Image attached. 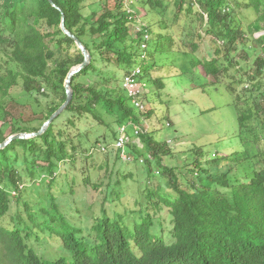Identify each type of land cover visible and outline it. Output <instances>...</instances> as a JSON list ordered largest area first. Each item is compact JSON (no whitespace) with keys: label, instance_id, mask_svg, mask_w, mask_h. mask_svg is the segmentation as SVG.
<instances>
[{"label":"trees","instance_id":"1","mask_svg":"<svg viewBox=\"0 0 264 264\" xmlns=\"http://www.w3.org/2000/svg\"><path fill=\"white\" fill-rule=\"evenodd\" d=\"M51 1L52 4L49 0H0V60L12 62L17 69H4L0 64V144L18 134L37 133L66 99L65 79L71 69L83 63V56L74 41L62 32V18L66 30L89 53L90 62L72 77L71 102L41 135L13 140L0 149V220L8 215L12 201L19 203L26 195H22L26 184L45 183L50 189L58 167L64 166V172L67 167L74 168L78 152L84 153L87 160L94 152L106 154V164L112 161V166L116 163L113 157L130 164L127 161L133 152V160L140 161L146 169L145 177L154 170L148 171L152 165L161 170L165 189L146 187L144 196H140L142 200L135 199L133 207L120 204L118 198L110 200L104 196L101 214L90 217L92 224L85 229L66 226L60 217L57 222L61 231L49 229L48 238L61 246L64 255L51 260L39 254L41 239L34 236L37 234L34 229L47 227L54 219L46 218L28 227L23 214L27 215L30 199L24 200L23 214L13 215L6 225L0 222V264H264V150L257 147L253 153L252 147L257 139L264 142V92L260 89L264 36L251 39L257 46L248 45L249 39L239 35L233 17L221 11L224 0H203L206 33L218 49L211 59L198 62L199 65L215 81L232 68L241 69L246 78L242 85L247 93L237 92L235 83L227 86L237 114L236 137L243 149L219 158L222 165L214 161L212 167L227 168L225 172L211 176L207 169L185 166L191 178L184 180L177 168L161 164L168 152L162 151L159 142L145 130L144 119L150 116V109L138 112L122 89L123 77L132 69L140 67V82L141 78L147 82L144 75L152 69L151 64L145 65L147 50L141 59L142 33L133 40L132 20L124 8V0H105L103 8L87 14L83 10L90 0ZM153 1L157 7L163 5L161 0ZM249 1L257 12L261 2ZM263 19L264 11L250 24V29L260 30L257 22ZM238 37L245 54L250 49L256 54L253 64L246 69L233 59ZM163 41V45L156 42L153 53L163 51L169 36H164ZM71 49L75 52L68 56L66 51ZM152 56L149 55L148 61H153ZM139 60L142 63L136 66ZM52 61L56 63L54 78L48 74ZM109 65L115 66L119 77L117 73L103 71ZM19 82L22 94L17 97L12 90ZM119 82L123 94L117 91ZM156 83L161 90L162 83ZM43 84L61 90L62 94H57V104L38 112L32 102L41 95ZM15 108H24L30 114L13 112ZM100 126L104 132L93 134L91 139L90 133ZM121 128H126L129 135L123 148L126 160L115 148ZM134 129L140 130L137 135ZM16 143L28 155L24 159L28 166L22 168L27 176L19 173L21 160L7 153ZM117 170V182L120 177L130 176L124 166ZM90 175L89 168L84 185L91 184ZM110 187V183L105 185V189ZM46 202L52 207L49 199ZM111 203L123 210L109 216L105 208ZM42 212L48 213L44 209ZM33 218L28 219L34 223Z\"/></svg>","mask_w":264,"mask_h":264},{"label":"rangeland","instance_id":"2","mask_svg":"<svg viewBox=\"0 0 264 264\" xmlns=\"http://www.w3.org/2000/svg\"><path fill=\"white\" fill-rule=\"evenodd\" d=\"M146 1L124 0V8L132 20L133 40L136 39L138 33H142V38L145 31L149 34L145 65L151 64L152 69L144 75L147 77V82L144 78H141L140 82L146 106L145 111L150 109V116L144 119L147 127L145 130L152 134L156 142H159L162 151L168 152L162 159V166L177 168L176 172H182L184 180L191 178V173L184 170L185 166L207 169L211 171V176L225 172L227 168L224 167L215 170L212 167L214 161H220L219 158L224 156L230 157L231 154L243 149L236 137L237 114L227 86L230 83H235L237 92L247 93L245 86L242 85L246 80L245 75L241 69L234 68L229 69L217 81L204 74L198 62L211 59L218 48H216V44L212 43L211 36L206 33L208 24L204 15L206 8L203 0H161L163 5L160 7H157L153 0L148 5ZM259 1L261 5L257 12L252 10L249 0H224L225 4L221 9L233 17L238 26L239 35L247 36L249 39L247 44H253L254 47L257 44L251 39L256 40L264 36V19L257 22L260 30L250 29V24L258 19L259 14L264 11V0ZM104 3L105 0L86 2L84 14L103 8ZM136 28H141V31L137 32ZM164 36H169L170 41L165 43L162 52L153 53L156 42L159 41L163 45ZM235 46H237V50L233 59L239 62L240 67L246 69L247 65L253 64L256 54L252 49L247 50L248 54H245L240 37H238ZM66 52L68 56H72L75 50L71 49ZM150 54H153V61H148ZM141 63L139 60L135 65ZM0 64L4 69L12 68L17 71L14 64L6 59H1ZM55 66V61L49 63L48 74L52 78H54L52 71ZM103 71H107L109 74L117 73V77L120 74L114 65L105 67ZM262 76L260 89L264 92V73ZM155 81L162 83L161 90ZM117 86V91L123 94L121 89L119 90L120 82L117 83ZM21 88L22 83L19 82L12 90V94L19 97L22 94ZM40 94L37 100L32 102L33 108L38 112L46 111L50 106L57 104L59 102L57 94H62V91L59 92V90L43 84ZM13 112L30 114V111L24 108H15ZM103 130V127H98L94 133H90L91 139H93V134H101L104 132ZM106 135L110 136V133H106ZM137 143L138 140L135 144L137 145ZM252 147H254L253 153H256L259 148L264 150V142L257 139ZM7 153L11 157L21 160L22 166L19 165L18 167L21 168L18 169L22 171L19 173L27 176L22 169L28 166L24 161L25 158L28 159V155L24 152L23 147L16 143L12 148H9ZM76 155L74 168L67 167L64 172V166L58 167L57 178L51 184L50 189H47L45 183L31 186L26 184L28 187L22 191V195L24 193L26 195L21 198L19 203L12 201L8 215L0 220L2 224L6 225L11 221L13 215L23 214L22 205H24V200L28 199L30 202L27 215L25 212L23 214L28 227H34L35 224L44 222L46 218L54 219L49 222L47 227L37 226L34 229L37 233L34 236L41 239L40 247L37 248L40 250L39 254L47 260L64 255L61 246L51 243L48 238L49 229L61 231V226L57 222L60 217L64 218L66 226L85 229L92 224L93 220L90 217L101 214V202L105 197L111 198L110 200L118 198L120 204L133 207L135 199L142 200L140 196H144L146 187L150 190L156 187L165 189V179L161 175V170L152 165L148 171L154 169L150 173L154 177H150V175L145 177L146 169L142 166L143 164H139L140 161L136 163L133 160V152L129 154L130 160L128 157L127 163L130 164L125 165L120 159L115 160L113 157V161H116L113 166L112 161L106 164L107 156L100 152H94L88 160L85 159L84 153L78 152ZM124 155L126 158L122 160L127 159L125 151ZM222 164L220 161V165ZM121 166H124L127 174L130 172V176L126 179L120 177L117 182L116 173ZM89 168L91 184L84 185L83 178L87 176ZM110 174L112 175L109 176ZM45 180L47 181L49 178L46 177ZM41 181L44 182V180ZM107 183L111 184L109 189H105ZM46 199H49L52 207L46 202ZM42 209L48 213L44 214ZM122 210V206L114 203L105 208L109 216H114L116 211L121 212ZM29 216L35 218H33L34 223L28 219ZM137 216L132 214V217L136 218Z\"/></svg>","mask_w":264,"mask_h":264},{"label":"built area","instance_id":"3","mask_svg":"<svg viewBox=\"0 0 264 264\" xmlns=\"http://www.w3.org/2000/svg\"><path fill=\"white\" fill-rule=\"evenodd\" d=\"M136 31H141V28H136ZM143 42H141L140 49L142 50L141 59L145 58L146 50L148 49V42H149V34L147 31L143 34ZM142 76V71L140 67L132 69L129 74H126L122 80V89L127 94V96L131 99V104L133 107L138 110L142 111L144 109V105L141 101L142 98V91H141V84H140V77ZM139 133L138 130L134 131V135ZM129 142V135L127 134L126 128H121L119 132V137L115 143V148L121 151V156L125 159L124 150L126 144Z\"/></svg>","mask_w":264,"mask_h":264},{"label":"water","instance_id":"4","mask_svg":"<svg viewBox=\"0 0 264 264\" xmlns=\"http://www.w3.org/2000/svg\"><path fill=\"white\" fill-rule=\"evenodd\" d=\"M49 2L52 4L51 0H49ZM60 28L65 35H67L69 38H71L74 41L77 49L81 52V54L83 56V63L81 65L77 66L76 68L71 69L70 72L68 73L66 79H65L64 91H65L66 99H65L64 103L42 125V127L40 128V130L37 133L18 134V135L12 136V137L8 138L5 142L0 144V149L5 148L13 140L29 139V138L41 135L46 130V128L52 123V121L54 119H56L65 110V108L69 105V103L71 102L72 92H71L70 84H71L72 77L75 74L79 73L83 68H85L89 64L90 56H89V53L87 52V50L82 45V43L74 35H72L69 31L66 30V28L64 26V19L63 18L61 21V27Z\"/></svg>","mask_w":264,"mask_h":264},{"label":"clouds","instance_id":"5","mask_svg":"<svg viewBox=\"0 0 264 264\" xmlns=\"http://www.w3.org/2000/svg\"><path fill=\"white\" fill-rule=\"evenodd\" d=\"M143 97H144V95L142 94L141 101H142V103H143V105H144V109H143L142 111H138V110H137L138 112H143V111L145 110V107H146V106H145V103H144V101H143ZM132 106H133V105H132ZM133 108H134V107H133ZM134 109H135V108H134ZM126 130H127V129H126ZM135 130L140 131L139 129H134L133 132H134ZM127 134H128V133H127ZM124 157L126 158V156H124ZM121 158L124 159L122 156H121Z\"/></svg>","mask_w":264,"mask_h":264}]
</instances>
